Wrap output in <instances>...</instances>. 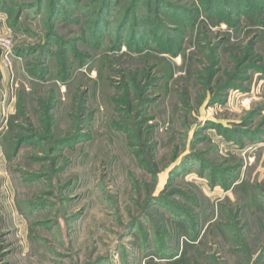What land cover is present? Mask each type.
Returning a JSON list of instances; mask_svg holds the SVG:
<instances>
[{"label": "rangeland", "instance_id": "rangeland-1", "mask_svg": "<svg viewBox=\"0 0 264 264\" xmlns=\"http://www.w3.org/2000/svg\"><path fill=\"white\" fill-rule=\"evenodd\" d=\"M0 31V264H264V0H0Z\"/></svg>", "mask_w": 264, "mask_h": 264}, {"label": "trees", "instance_id": "trees-1", "mask_svg": "<svg viewBox=\"0 0 264 264\" xmlns=\"http://www.w3.org/2000/svg\"><path fill=\"white\" fill-rule=\"evenodd\" d=\"M105 9V8H104ZM107 8L105 9V11L103 10V13H104V15L106 14L107 15ZM104 15H102L101 17L102 18H100L99 19V21L100 20H103V18H104ZM128 16H126L125 18V21H124V23H123V25L121 26V31H119V33L120 32H122V30H124V28H125V26L128 24L127 23V20L129 19V18H127ZM171 42V41H170ZM115 43H116V40H115ZM117 44V43H116ZM176 45V44H175ZM173 46V49L175 50V51H170V53H172V55L174 56V55H176L177 54V52L180 50V48L178 47V46ZM261 72V74H263V77H264V70H262V71H260ZM254 138V137H253ZM230 139H232L233 140V142H238V144H240V146H242L243 148H245L246 147V145L245 144H243L242 142H240V140L239 139H235V138H230ZM254 140H257L256 138H254ZM258 141V140H257ZM256 141V142H257ZM200 175H202V176H204V170L202 169V171L199 173ZM214 179V178H213ZM212 182H210V184H211V186H214V184H215V181H217L216 179H214V180H211ZM243 183V182H242ZM227 188H228V186H227ZM176 220V222H177V224H178V230H180L179 231V233L177 234V237H176V239H177V243H179V240H180V238L181 237H185V239H190V240H194V241H196L197 240V238H198V234H199V232H200V230L198 231V228H197V226H193V227H189L188 225H187V223L186 222H184V221H182L181 219H175ZM187 245L186 246H188V244H190L189 242H187L186 243ZM160 250H158V255H157V257L159 258V259H163V260H165V259H172V260H170V262H172L173 264H175V263H178L181 259H182V256H180L178 259H176V257H177V253H178V249H176V252L175 253H173L172 255H168L169 253H162V252H164V250H163V248H159ZM162 250V251H161ZM179 260V261H178ZM178 261V262H177Z\"/></svg>", "mask_w": 264, "mask_h": 264}, {"label": "built area", "instance_id": "built-area-1", "mask_svg": "<svg viewBox=\"0 0 264 264\" xmlns=\"http://www.w3.org/2000/svg\"><path fill=\"white\" fill-rule=\"evenodd\" d=\"M0 56L3 64L6 67H11L16 59L14 42L12 36L8 32L0 31ZM21 60V57H17ZM257 99L255 90L250 93H242L240 91H234L232 101L236 105L245 106L253 103Z\"/></svg>", "mask_w": 264, "mask_h": 264}]
</instances>
